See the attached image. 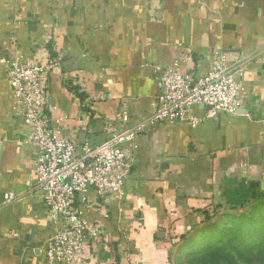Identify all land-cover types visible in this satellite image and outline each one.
Here are the masks:
<instances>
[{"label": "crops", "instance_id": "0c3cea01", "mask_svg": "<svg viewBox=\"0 0 264 264\" xmlns=\"http://www.w3.org/2000/svg\"><path fill=\"white\" fill-rule=\"evenodd\" d=\"M17 53L28 63L58 59L46 108L77 146L146 120L155 68L203 75L221 54L243 87L235 114L209 118L196 108L194 127L146 125L119 196L75 198L99 232L83 264H171V239L191 237L213 202L238 187L264 189V0H0V264H46L55 229L33 186L38 151L1 62Z\"/></svg>", "mask_w": 264, "mask_h": 264}, {"label": "built area", "instance_id": "2783aa9c", "mask_svg": "<svg viewBox=\"0 0 264 264\" xmlns=\"http://www.w3.org/2000/svg\"><path fill=\"white\" fill-rule=\"evenodd\" d=\"M58 59L28 63L22 53L2 59L12 90L13 110L27 128V140L36 146L33 186L41 192L49 219L55 223L44 248L46 264H83L87 244L98 235L96 227L83 218L74 205L89 202V193L98 199L121 194L131 167L134 140L146 125L157 122L200 123L196 108L206 109L209 118L235 114L243 106V87L237 70L218 55L203 75L182 73L175 67L154 69L155 106L148 118L131 128L115 129L95 146H77L55 128L46 106L49 102L47 74ZM208 107V108H207ZM6 201L15 198L5 192Z\"/></svg>", "mask_w": 264, "mask_h": 264}, {"label": "rangeland", "instance_id": "374dc122", "mask_svg": "<svg viewBox=\"0 0 264 264\" xmlns=\"http://www.w3.org/2000/svg\"><path fill=\"white\" fill-rule=\"evenodd\" d=\"M245 188L242 191L251 190L258 193L264 190L260 186H255L253 189ZM235 190L238 192V197L242 195L240 187ZM232 197L227 196L222 201L213 202V209L206 211L207 220L202 217L203 226L196 229L193 235L186 240L190 241H178L173 245L172 249H175L176 254L171 258V264H207L209 256L201 263L197 258L203 257L207 252L208 255L213 256V248H218L221 251L219 255L224 256L226 252L224 249H230V245L233 248V245L235 247L246 245L248 249H255L251 254L243 253L240 264H256L248 256L257 255L255 251L264 244V207L257 210L255 206H251L256 201L260 202L257 198H246L243 206H239L232 203ZM258 217L260 219L255 221ZM223 246L225 248H220ZM231 254L235 255L236 252L231 251Z\"/></svg>", "mask_w": 264, "mask_h": 264}, {"label": "trees", "instance_id": "16d2710c", "mask_svg": "<svg viewBox=\"0 0 264 264\" xmlns=\"http://www.w3.org/2000/svg\"><path fill=\"white\" fill-rule=\"evenodd\" d=\"M250 189H253L250 188ZM254 198V199H259L260 202H254L252 203L251 206H255V209L257 210H261V207H264V192H254V191H251V190H244L242 192V195L238 197V194H234L233 197H232V203L234 204H238L239 206H243V202L246 198ZM256 203H258V206H256ZM263 215V214H262ZM203 216L205 218V220H207V217H208V214L207 212H203ZM262 217V216H261ZM260 217L256 218L255 221L259 220ZM182 237V236H181ZM182 241H186L187 239L184 238V236L181 238ZM171 245H175L178 241L175 240V238L172 240L171 239ZM190 241V240H189ZM189 241H186V242H189ZM225 246V245H224ZM220 247V248H225V247ZM234 248L232 247V245H230V249L229 248H225L224 250H226V253L224 254V256H220L219 253L221 251H219L218 248H213V256L210 254L208 255V252L207 254L203 255V257L201 256L200 258H197V260L200 261V263L208 257V260H207V264H240V258L242 256L243 253H246L247 255L248 254H251L253 251L252 250H255V249H248V247L246 245H240V246H236L233 245ZM230 251H228V250ZM248 250V251H247ZM231 251H234L236 252L235 255L231 254ZM255 253H257V255H252V256H248L250 258V260H253L256 264H264V244L259 247ZM229 254V255H227ZM223 260V262H222Z\"/></svg>", "mask_w": 264, "mask_h": 264}, {"label": "water", "instance_id": "95a60500", "mask_svg": "<svg viewBox=\"0 0 264 264\" xmlns=\"http://www.w3.org/2000/svg\"><path fill=\"white\" fill-rule=\"evenodd\" d=\"M208 108V107H207Z\"/></svg>", "mask_w": 264, "mask_h": 264}]
</instances>
